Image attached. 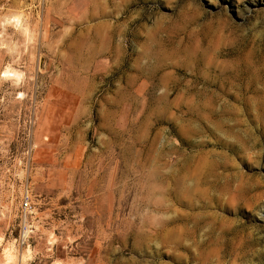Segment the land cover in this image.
<instances>
[{
	"label": "rangeland",
	"instance_id": "374dc122",
	"mask_svg": "<svg viewBox=\"0 0 264 264\" xmlns=\"http://www.w3.org/2000/svg\"><path fill=\"white\" fill-rule=\"evenodd\" d=\"M263 213L264 0H0V264H264Z\"/></svg>",
	"mask_w": 264,
	"mask_h": 264
},
{
	"label": "built area",
	"instance_id": "2783aa9c",
	"mask_svg": "<svg viewBox=\"0 0 264 264\" xmlns=\"http://www.w3.org/2000/svg\"><path fill=\"white\" fill-rule=\"evenodd\" d=\"M21 211H22V214L24 216V218H26V215H27V210L30 208L31 206V202H30V196L28 193H25V196L22 198L21 200Z\"/></svg>",
	"mask_w": 264,
	"mask_h": 264
},
{
	"label": "bare ground",
	"instance_id": "6f19581e",
	"mask_svg": "<svg viewBox=\"0 0 264 264\" xmlns=\"http://www.w3.org/2000/svg\"><path fill=\"white\" fill-rule=\"evenodd\" d=\"M261 218H262V220H263V222H264V213L261 215ZM24 255V254H23Z\"/></svg>",
	"mask_w": 264,
	"mask_h": 264
}]
</instances>
